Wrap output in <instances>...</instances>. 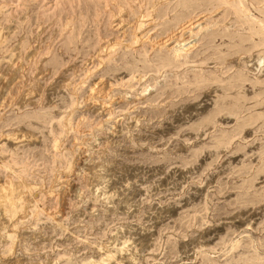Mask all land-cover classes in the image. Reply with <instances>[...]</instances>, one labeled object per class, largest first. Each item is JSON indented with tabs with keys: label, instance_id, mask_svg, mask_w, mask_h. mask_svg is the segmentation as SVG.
Returning <instances> with one entry per match:
<instances>
[{
	"label": "rangeland",
	"instance_id": "1",
	"mask_svg": "<svg viewBox=\"0 0 264 264\" xmlns=\"http://www.w3.org/2000/svg\"><path fill=\"white\" fill-rule=\"evenodd\" d=\"M11 133L0 264H264V0H0Z\"/></svg>",
	"mask_w": 264,
	"mask_h": 264
},
{
	"label": "bare ground",
	"instance_id": "2",
	"mask_svg": "<svg viewBox=\"0 0 264 264\" xmlns=\"http://www.w3.org/2000/svg\"><path fill=\"white\" fill-rule=\"evenodd\" d=\"M191 39V38H190ZM191 41V40H190ZM188 45H189V40H176L174 42V45L172 47V50L174 52H178V51H183L185 50L186 48H188ZM139 80V79H138ZM91 92H95V89L94 88H91L90 89ZM94 94V93H92ZM105 98V97H104ZM111 101V100H109ZM109 103V102H108ZM107 104V103H105ZM108 105V104H107ZM21 138L25 139L26 138V135L21 133L20 134ZM2 137L8 141V142H15L19 139V136L17 135V133H11V134H8V135H1V138ZM29 138V137H28ZM97 167V166H96ZM95 167V168H96ZM105 167V166H104ZM104 167L100 164V166L97 167V170L95 171V174H96V177L99 181L98 184H96V189L97 191L99 192V194H97V196L99 195L103 200H107V202L109 203L110 202V198L113 197L114 195V192H108L107 191V188L105 189V180L107 179L105 174V169ZM104 171V172H103ZM107 172V171H106ZM7 173V172H6ZM92 173V172H91ZM9 174V172H8ZM107 175V174H106ZM12 176V175H11ZM92 176V175H91ZM108 176V175H107ZM19 178V177H18ZM12 180V179H11ZM11 180L9 179H6V180H0V215L2 216L1 218H3V222L7 223L8 222V219L10 218L9 214L11 212H13L15 210V206L17 205L18 201L20 200V198L24 195L22 194H25L23 193L25 190H31V189H34L36 186L34 185H31V184H28V183H25L21 178L17 181V182H12ZM109 180V179H108ZM108 184V182H107ZM59 189V188H58ZM76 190V189H75ZM61 192V191H60ZM97 192V193H98ZM27 193V192H26ZM98 196V197H99ZM61 199V198H60ZM22 200V199H21ZM105 202V201H104ZM106 202V203H107ZM36 203V202H35ZM103 203V201L101 202ZM107 203V204H108ZM18 206V205H17ZM22 206V205H21ZM25 207V205H24ZM13 214V213H12ZM14 216V215H13ZM0 218V219H1ZM44 220V219H43ZM3 223V224H4ZM8 224V223H7ZM58 224V223H56ZM62 225V224H61ZM57 226V225H56ZM4 227V226H3ZM61 227V226H60ZM64 227V226H63ZM62 228V227H61ZM5 229V227H4ZM2 229V231L4 230ZM5 231V230H4ZM6 232V231H5ZM120 232L119 231H116L113 235V242H109L107 244V246H111L115 241L114 240H117L115 239L116 237H120V236H116L118 233ZM2 234V232H1ZM71 234V233H70ZM120 234V233H119ZM7 235V234H6ZM4 236V235H3ZM121 239V238H120ZM128 239V238H127ZM111 240V241H112ZM126 240V239H125ZM6 241V240H5ZM18 241V240H17ZM121 241V240H120ZM124 241V240H123ZM27 242V241H26ZM121 243V242H120ZM119 243V244H120ZM117 245V243H116ZM103 246V245H102ZM113 247V246H112ZM116 247V246H115ZM130 245H127V244H123L122 246H118L116 247L114 250H111V251H105V249L107 248L106 246H103L101 247V250L104 252L102 257L100 258L99 262H96V261H93V260H90L89 262H86V263H83V264H124V261H127V262H133V257L135 256L134 252H132V250L129 248ZM100 248V247H99ZM110 248V247H109ZM108 249V248H107ZM100 252V251H99ZM134 253V254H133ZM97 254V253H96ZM102 254V252H101ZM134 255V256H133ZM99 256V255H98ZM101 256V255H100ZM13 259V258H12ZM94 259V258H93ZM136 261V260H135ZM126 262V263H127ZM128 263V264H129Z\"/></svg>",
	"mask_w": 264,
	"mask_h": 264
}]
</instances>
